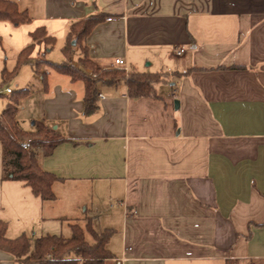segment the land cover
<instances>
[{
    "label": "crops",
    "instance_id": "0c3cea01",
    "mask_svg": "<svg viewBox=\"0 0 264 264\" xmlns=\"http://www.w3.org/2000/svg\"><path fill=\"white\" fill-rule=\"evenodd\" d=\"M12 1L31 20H0V83L40 26L57 39L47 58L59 46L61 61L85 72L78 47L67 58L62 49L71 24L98 12L109 16L86 38L93 67L117 69L122 57L129 72L165 80L157 95L133 97L124 79L104 77L99 108L87 115L84 80L45 66V89L22 65L12 77L30 88L19 126L35 131L43 121L67 140L38 158L58 178L53 200L3 178L0 142L7 236L68 238L79 224L93 242L91 221L98 232L114 229L107 247L124 264H264V0ZM11 92L0 93V114ZM0 263L18 264L3 250Z\"/></svg>",
    "mask_w": 264,
    "mask_h": 264
},
{
    "label": "trees",
    "instance_id": "16d2710c",
    "mask_svg": "<svg viewBox=\"0 0 264 264\" xmlns=\"http://www.w3.org/2000/svg\"><path fill=\"white\" fill-rule=\"evenodd\" d=\"M108 13L98 12L89 15L71 24L63 53L67 57L75 54V48L82 52L79 61L83 67L94 66L88 56L86 38L92 30L108 18ZM0 20H8L14 24L26 23L31 20L27 11H21L15 1L0 0ZM33 42L24 48L17 57L13 71L6 68L2 71V82H8L14 77L22 65L31 64L36 73L42 75V80L47 89L48 69L42 70L45 65L60 73L69 75L72 80H84L85 113H95L99 104L97 102V83L104 76L118 70H107L98 77L88 76L82 67L73 65L70 61L55 62L47 58V54L56 44V37L48 33L44 26L31 32ZM120 72V71H119ZM186 72H182L186 74ZM122 78L125 74L121 71ZM161 73L129 72L125 81L129 94L133 97L157 95L156 84L165 80ZM117 77H108V81H116ZM30 93V88L13 90L9 101L0 114V142L3 146L4 179H13L24 182L30 186L32 192L44 200L55 199L53 183L58 179L51 172L45 171L39 164V155H50L54 148L67 140L56 129L47 126L43 121H35V131L23 130L16 119L18 102ZM30 140L32 147L23 148L21 143ZM8 223L0 219V250L12 254L18 264H106V260L113 257L108 249V243L114 234V229L96 231L91 221L87 230L94 241L86 237V231L79 224L72 225V235L68 238L58 235H46L32 240L26 234L17 238L7 236ZM1 264V263H0ZM226 264H241L238 259H227Z\"/></svg>",
    "mask_w": 264,
    "mask_h": 264
},
{
    "label": "built area",
    "instance_id": "2783aa9c",
    "mask_svg": "<svg viewBox=\"0 0 264 264\" xmlns=\"http://www.w3.org/2000/svg\"><path fill=\"white\" fill-rule=\"evenodd\" d=\"M109 19H112V18H109ZM175 52L180 55V54H182L184 52V49L183 48L176 49ZM113 68H117V69L119 68L120 70H123L126 73H129V70H130L126 59H124L122 57L116 58L115 66ZM102 69H103V67L101 65L96 64L95 69L88 68L85 71V73L88 76H90L92 78H95V77L98 76L97 70H102ZM6 91L8 93H10L12 91V88L9 87V88L6 89ZM101 96L104 97V95H101ZM21 145H22L23 148H26V149H29V148L32 147V144H31L30 140L23 141L21 143ZM107 260L110 261V264H124L126 258L124 256H122V257H118V258H110V259H107Z\"/></svg>",
    "mask_w": 264,
    "mask_h": 264
},
{
    "label": "rangeland",
    "instance_id": "374dc122",
    "mask_svg": "<svg viewBox=\"0 0 264 264\" xmlns=\"http://www.w3.org/2000/svg\"><path fill=\"white\" fill-rule=\"evenodd\" d=\"M79 50V49H78ZM77 53L79 54L80 53V55L81 56H83V54H82V52L79 50V51H77ZM75 54H76V52H75ZM74 55V54H73ZM72 55V56H73ZM52 60H54V61H56V62H61V60H62V55H61V51H60V47L59 46H56L55 47V49L51 52V54H50V56H49ZM80 64V63H79ZM45 67V65H43L42 66V68L41 69H43ZM87 68H91V69H95V67H93V66H90V65H88V67ZM115 70H118V71H116V72H113L112 74H110V75H107V76H105V75H103L104 77H106V78H108V77H117L116 79L118 80V79H126V77L128 76V74L129 73H126L125 71H123V70H120V69H115ZM103 71H105V70H97V73H98V75L99 74H101V73H103ZM120 71V72H119ZM121 71H123L124 72V74H125V78H122L121 76H122V74H121ZM104 74V73H103ZM98 77V76H97ZM0 80H1V77H0ZM6 87H11L12 89H14V90H17V89H19V87H18V85H17V81L15 80V79H11V80H9L8 82H6V83H3V84H1L0 83V93H5V91H4V89L6 88ZM2 89H3V91H2ZM6 95L8 94V93H5ZM6 95H3V96H1L2 97V99L0 100V101H2V100H4L3 98H6Z\"/></svg>",
    "mask_w": 264,
    "mask_h": 264
},
{
    "label": "water",
    "instance_id": "95a60500",
    "mask_svg": "<svg viewBox=\"0 0 264 264\" xmlns=\"http://www.w3.org/2000/svg\"><path fill=\"white\" fill-rule=\"evenodd\" d=\"M175 104H176V107H178V106H179V101L176 100V101H175Z\"/></svg>",
    "mask_w": 264,
    "mask_h": 264
}]
</instances>
